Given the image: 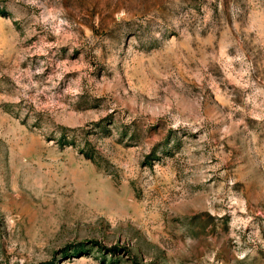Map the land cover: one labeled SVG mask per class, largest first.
Here are the masks:
<instances>
[{
    "label": "rangeland",
    "instance_id": "rangeland-1",
    "mask_svg": "<svg viewBox=\"0 0 264 264\" xmlns=\"http://www.w3.org/2000/svg\"><path fill=\"white\" fill-rule=\"evenodd\" d=\"M0 264H264V0H0Z\"/></svg>",
    "mask_w": 264,
    "mask_h": 264
}]
</instances>
